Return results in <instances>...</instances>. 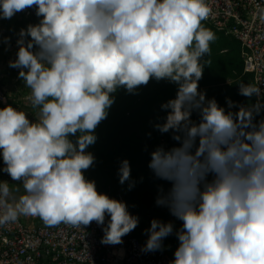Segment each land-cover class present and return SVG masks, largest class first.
Masks as SVG:
<instances>
[{
	"label": "clouds",
	"instance_id": "1",
	"mask_svg": "<svg viewBox=\"0 0 264 264\" xmlns=\"http://www.w3.org/2000/svg\"><path fill=\"white\" fill-rule=\"evenodd\" d=\"M26 10L38 21L16 33L8 66L36 111L0 107V171L11 178L0 180V227L21 217L50 227L95 222L102 244H123L140 218L86 176L96 162L88 149L118 91L167 81L176 93L154 127L176 144L156 146L148 168L168 185L157 186L155 204L174 219L153 218L141 252L163 250L174 235L169 264H264V88L240 82L249 103L229 98L227 108L200 90L216 40L203 23L209 0H0V19ZM257 15L264 20V7ZM2 42L11 47V37ZM117 175L136 186L128 159Z\"/></svg>",
	"mask_w": 264,
	"mask_h": 264
},
{
	"label": "trees",
	"instance_id": "2",
	"mask_svg": "<svg viewBox=\"0 0 264 264\" xmlns=\"http://www.w3.org/2000/svg\"><path fill=\"white\" fill-rule=\"evenodd\" d=\"M8 21L5 20L4 25L12 31H16L18 25L24 26L27 23L23 20ZM203 23L216 34V40L211 45V54L205 58L208 63L203 78L199 81L200 90L206 93L208 99L215 98L225 108L229 98L237 105L249 103L248 97L239 94L240 82L254 83L253 76L243 71L240 42L223 31L215 30L207 21ZM175 93L174 84L155 80L142 86L138 94L118 91L108 118L96 129V144L88 149L96 156V162L86 171V176L96 181L98 191L127 202L129 211L140 218L134 233L142 241L147 238L144 229L150 227L153 218L164 221L174 219L169 218V211L163 207L164 211L155 215L149 216L147 212L159 207L155 204L157 186H168L164 181L153 177L148 162L150 152L156 146L163 144L171 147L176 144L171 132L162 134L154 127L155 123L161 122L159 118L166 115L161 110V104L173 98ZM192 118L198 119L197 114L193 113ZM260 118L258 116L256 119ZM123 159L130 161L131 176L136 181V186L131 191L128 190L127 183H119L117 170ZM37 221L42 220L37 218ZM176 225L179 227L180 222L176 221ZM164 244L176 248L178 241L173 235L166 238Z\"/></svg>",
	"mask_w": 264,
	"mask_h": 264
},
{
	"label": "built area",
	"instance_id": "3",
	"mask_svg": "<svg viewBox=\"0 0 264 264\" xmlns=\"http://www.w3.org/2000/svg\"><path fill=\"white\" fill-rule=\"evenodd\" d=\"M209 2L212 14L206 21L215 30L240 42L244 73L251 74L253 82L264 88V20L257 15L258 6L264 7V0ZM30 11L34 10L23 12ZM5 100L7 88L0 74V107L5 106ZM7 176L0 171V180H7ZM160 211L164 209L152 208L147 214ZM103 234L102 227L95 222L83 228L63 224L50 227L42 221L28 222L21 217L0 227V264H169L174 258L172 246L157 252H141L145 241L134 230L123 237L120 245L102 244Z\"/></svg>",
	"mask_w": 264,
	"mask_h": 264
},
{
	"label": "rangeland",
	"instance_id": "4",
	"mask_svg": "<svg viewBox=\"0 0 264 264\" xmlns=\"http://www.w3.org/2000/svg\"><path fill=\"white\" fill-rule=\"evenodd\" d=\"M5 20H23L27 23L24 26H17L16 31L6 27L4 25ZM38 18L35 15V11H30V13L19 12L11 19H0V74L2 75V80L5 87L7 88V102L13 104L14 106L29 112L30 115H35V109L31 107L29 96V89H27L22 80L18 78V69H13L8 66L9 61L16 58L17 46H16V33L19 32L21 28L26 27L29 23H36ZM4 37H11V47L7 48L2 42ZM7 180L11 182V178L7 176ZM13 187L17 184L13 182ZM23 189L21 188V192ZM26 221L31 222L33 217H24ZM38 218V217H36Z\"/></svg>",
	"mask_w": 264,
	"mask_h": 264
}]
</instances>
